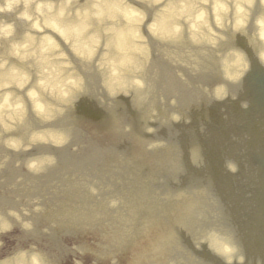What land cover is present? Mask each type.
Instances as JSON below:
<instances>
[{
	"label": "rangeland",
	"instance_id": "rangeland-1",
	"mask_svg": "<svg viewBox=\"0 0 264 264\" xmlns=\"http://www.w3.org/2000/svg\"><path fill=\"white\" fill-rule=\"evenodd\" d=\"M211 84L185 106L163 90L143 112L112 102L124 125L117 136L96 137L89 117L82 119L85 137L95 134L85 145L98 151L85 171L60 168L57 180L35 187L18 180L0 185L5 211L43 208L23 218L31 220V232L14 228L0 236V259L35 245L55 256L50 264H128L131 246L142 236L171 233L155 264H224L203 246L213 233L229 240L244 264H264V141H255L264 137V69L255 65L239 89L218 102L206 91ZM89 94L84 98L105 104L103 94ZM96 106L104 113L101 125H110V108ZM148 127L157 133L147 134ZM221 164L235 170L220 173ZM191 206L195 213L187 212Z\"/></svg>",
	"mask_w": 264,
	"mask_h": 264
},
{
	"label": "clouds",
	"instance_id": "clouds-1",
	"mask_svg": "<svg viewBox=\"0 0 264 264\" xmlns=\"http://www.w3.org/2000/svg\"><path fill=\"white\" fill-rule=\"evenodd\" d=\"M229 33L264 48V0H0V142L15 154L39 146L62 149L70 144V131L48 126L65 114L73 96L81 93L73 107L84 97L85 65L100 76L109 100L116 102L121 96L132 100L140 93L147 101L152 89L143 75L145 57L151 59L150 39L171 45L187 41L200 50V56H206L226 43ZM259 56L264 61V51ZM217 60L226 83L213 92L221 100L228 96L227 84H239L248 65L246 53L238 47L218 54ZM29 117L42 127L20 134ZM172 119L180 123L176 115ZM156 133L148 127L147 134ZM9 160L5 156L0 169ZM56 163L54 155L35 154L24 167L38 175ZM229 168L235 170L231 164ZM90 191L95 194V189ZM32 203L38 205L39 201ZM116 205V201L110 203V207ZM41 212L43 208L38 206L32 212L22 207L19 212L0 215V236L15 230L12 220L20 224L21 231L31 232V220L23 218ZM217 255L224 264H244V257L237 256L230 244L224 245L223 255ZM0 264H49V260L32 245L0 259Z\"/></svg>",
	"mask_w": 264,
	"mask_h": 264
},
{
	"label": "bare ground",
	"instance_id": "bare-ground-1",
	"mask_svg": "<svg viewBox=\"0 0 264 264\" xmlns=\"http://www.w3.org/2000/svg\"><path fill=\"white\" fill-rule=\"evenodd\" d=\"M251 31V29L249 30ZM58 42L61 43L62 47L63 41H60L59 37H56ZM151 47V59L150 61L145 57V62L147 64L146 72L143 75V79L147 82V84L152 89L150 98L145 101L143 99V94L138 93L134 99L125 98L123 96L118 97L116 102H119L128 107H133L141 110L143 112L146 108H152V100L155 96V93L159 91H167L170 95L171 100H173L174 104H182L181 106L187 105L189 102H194L197 94L200 93L199 89H201V93H204L202 89L206 83L212 82L210 87L207 89V93L209 97L218 102L214 98L213 90L217 85L225 84L226 82L221 79L219 69H218V60L217 55H223L227 50L238 47L242 49L247 56V69L243 71V77L240 81H245L246 74L249 72L252 73V70L255 69V65L260 66L264 69V61L260 59L259 53L264 51L258 43L254 41H250L243 36H235L231 33L227 35V42L220 45L219 49L216 51H208L206 56H200V50L193 49L191 45L188 44L187 41L180 44H161L154 40H149ZM231 43V44H230ZM6 49V47H3ZM65 51L67 48L65 47ZM68 55L71 57V52H68ZM197 60L200 61L197 64ZM73 62L80 67L79 62L73 58ZM258 63V64H256ZM187 65V67L183 66ZM199 68V71L196 69ZM84 78V87L82 95L84 97L90 96L89 93H93V95L101 97H105L106 99L103 101L105 106H101V102L96 103L91 101L88 98L82 97L73 107V101L78 99L81 93H77L73 96L68 102V107L65 109V114L56 120V122L48 127L57 128L62 131H70L72 140L71 143L62 149H55L50 146H39L35 148L32 152H21L18 154L8 152L4 147L2 142H0V161L4 159L5 156H9L10 160L5 165L3 169H0V185L8 186L14 185L17 180L18 183H27L33 185H39L40 181H51L54 182L59 177V172L62 170L68 169L70 171H79L89 168V166L93 163L96 157H98V151L94 148H88V145H85L84 139L88 135L97 136H117L119 133L123 132L122 126L123 123H119L116 121L117 116H115L112 111L113 105L112 102L108 99L104 88L101 86L100 76L96 73L95 69L91 66H83L82 72ZM239 83V84H240ZM199 84V88H196L194 85ZM239 84H227L228 96L234 94ZM244 87L243 92L247 91ZM224 100V99H221ZM100 105L102 108L106 109L110 108V125L107 123H102L103 110L96 105ZM219 104V103H217ZM253 104V102H252ZM106 107V108H105ZM144 114V113H142ZM88 118L87 127L93 128L95 134H85L84 129H82L84 121L83 117ZM171 119V118H170ZM173 121V119H172ZM104 122V121H103ZM41 123L29 117V120L26 122L25 128L20 130V134L26 133L29 129H39L41 128ZM91 130V129H90ZM92 130V131H93ZM94 137V136H93ZM92 137V138H93ZM255 141L258 143L264 141V137H257ZM254 139V138H253ZM35 154H51L56 158V165L54 167L48 168L45 172L41 174H32L26 170L24 167V162L27 160V157L35 155ZM17 162H19V166H17ZM20 169H22L24 178L18 179L21 177ZM66 167V168H63ZM227 169L226 172H231L229 168V164H221V169L218 168V171L223 172L224 169ZM217 173V170H216ZM219 174V173H218ZM40 179V180H39ZM8 204V199L0 195V214L5 215L9 211H5L4 207ZM188 213H195L197 208L188 207ZM48 217L51 215L48 214ZM175 220H179V217L175 218ZM12 224L14 228L20 230V224H18L15 220H12ZM154 227V224H153ZM171 236V233L167 234H158L154 238H149L148 234H145V237L142 236L141 241L139 243H133L132 248V256H128V264H155V260H160L162 257L161 253L163 251V244L165 243V239H168L167 236ZM159 236V237H158ZM165 238V239H163ZM138 239V240H140ZM220 239V240H219ZM203 246L213 252L215 255L220 253L223 255V247L225 244H230L229 240L222 239L221 237L216 236L213 233H210L205 236ZM237 255V253H236ZM238 256V255H237ZM48 257L49 264L56 261V258ZM220 258V256H218ZM221 259V258H220ZM222 260V259H221ZM224 263V260H222Z\"/></svg>",
	"mask_w": 264,
	"mask_h": 264
}]
</instances>
